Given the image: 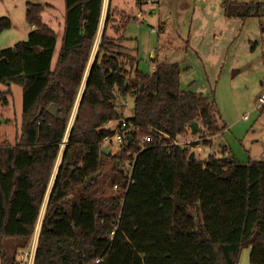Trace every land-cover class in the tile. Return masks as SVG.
Instances as JSON below:
<instances>
[{
  "label": "trees",
  "instance_id": "trees-1",
  "mask_svg": "<svg viewBox=\"0 0 264 264\" xmlns=\"http://www.w3.org/2000/svg\"><path fill=\"white\" fill-rule=\"evenodd\" d=\"M221 7L228 18H264L263 2L221 0ZM101 8L102 0H64L54 60L57 37L41 21L44 6L26 2L33 29L0 50V84L7 87L0 104L11 85L22 93L18 136L0 143V264H20L44 201L32 264H237L243 249L249 264H264V160L241 164L224 155V145L221 156L188 158L225 125L208 96L180 89L178 63L152 59L150 74L126 70L123 37L106 35L107 10L81 89ZM9 27L0 18V33ZM128 95L133 111L124 117L117 100ZM121 119L134 129L119 153L105 155L99 143L113 136L105 124ZM188 135L191 148L171 145ZM125 159L133 162L129 180L120 169ZM110 160L109 185L117 191L105 194L100 177Z\"/></svg>",
  "mask_w": 264,
  "mask_h": 264
},
{
  "label": "rangeland",
  "instance_id": "rangeland-1",
  "mask_svg": "<svg viewBox=\"0 0 264 264\" xmlns=\"http://www.w3.org/2000/svg\"><path fill=\"white\" fill-rule=\"evenodd\" d=\"M45 3L50 0H0V17L11 19V26L0 33V49L12 47L26 40L24 26L25 2ZM106 0L110 9L107 35L126 38L121 44L126 70H133L129 56L135 57L134 68L145 73L152 72L151 54L156 58L177 62L180 67L179 85L183 91L208 96L214 103L225 125L222 133L212 138L210 146L199 145L192 149L195 158L205 160L208 155L221 156V142L226 148L224 155L232 156L241 164L252 160H264V107L254 104L264 89V18H228L224 15L221 0ZM243 2L264 0H238ZM57 10L46 11L45 20L63 11V0H53ZM142 10V17H136ZM49 16V17H48ZM104 17L100 19V30ZM153 29V32H150ZM137 64V65H136ZM133 66V65H132ZM7 87L0 84V90ZM11 94L5 105L0 104V143L13 144L19 133L22 106L21 88L11 85ZM81 91V90H80ZM79 91V93H80ZM79 94L75 100L66 131L54 163L48 191L60 162L61 152L72 125ZM119 111L124 117L132 114L133 97L118 98ZM243 116H247L243 119ZM117 121L105 124L114 129ZM192 135L178 140H194ZM112 162L106 161L100 177L105 194H114L110 187L113 177ZM45 202L40 209L31 241L28 263L32 255L43 216ZM244 258V251L241 259Z\"/></svg>",
  "mask_w": 264,
  "mask_h": 264
},
{
  "label": "crops",
  "instance_id": "crops-1",
  "mask_svg": "<svg viewBox=\"0 0 264 264\" xmlns=\"http://www.w3.org/2000/svg\"><path fill=\"white\" fill-rule=\"evenodd\" d=\"M136 1V3L137 4H145V0H135ZM26 2H29V1H26ZM26 2H25V8H24V26H26V27H29V29H26V31H25V34H26V38H27V35H28V33L33 29V27H31V26H29L27 23H26V21H25V9H26ZM41 5H43L44 6V9H43V11H42V13H41V21L43 22V24H45V25H47L50 29H52L54 32H55V34H56V37H57V46H56V50H55V54H54V60H55V58H56V56H57V53H58V49H59V46H60V42H61V37H62V33H63V21H64V0H63V11L62 10H60V13L57 15V16H54V15H52L53 16V18L52 19H47V20H45L44 18H43V14L46 12V11H50V12H55L56 10H57V8H56V5L53 3V0H50V2H45V3H42ZM140 8L142 7V5L141 6H139ZM107 10H109V12L111 13L112 11H117V10H112L111 11V9H110V4H109V2H108V4H106V0H102V8H101V16H100V19H101V17L102 16H105L106 15V12H107ZM142 10H139L138 12H137V14H136V17H142V12H141ZM49 17V16H48ZM0 18H7V19H9L8 17H0ZM105 18V17H104ZM10 20V26H11V19H9ZM113 27V28H116L115 26H114V24H112V25H109V26H107V29L109 28V27ZM10 28V27H9ZM8 28V29H9ZM102 29H103V27H102ZM102 29L100 30V22H99V25H98V30H97V33H96V37H95V40H94V44H93V47H92V50H91V53H90V57H89V60H88V63H87V67H86V71H85V74H84V77H83V79H82V84H81V89H82V87H83V85H84V82H85V80H86V76H87V73H88V70H89V68H90V65H91V63H92V61H93V58H94V55H95V52H96V48H97V44H98V41H99V38H100V35H101V32H102ZM107 29H106V35H107ZM150 32H152L151 31V29H150ZM110 37H112V36H110ZM123 37V36H122ZM115 38V37H114ZM123 41H125L126 40V38L125 37H123ZM16 44V43H15ZM125 47V46H124ZM7 48V47H6ZM2 49H5V48H2ZM2 49H0V50H2ZM151 59H156V60H158V61H162V59H160V58H156V56H154V55H152L151 54ZM164 61H166V62H169V61H167V60H165L164 59ZM135 61H134V63L133 64H130L131 65V67H133V69H134V65H135ZM177 63V62H176ZM133 65V66H132ZM137 65V64H136ZM152 68H153V66H152ZM138 69V68H137ZM139 70V69H138ZM153 71V70H152ZM145 73V72H144ZM150 73H152V72H150ZM150 73H148V74H150ZM80 89V90H81ZM80 93H81V91H80ZM79 93V94H80ZM119 105H121V104H119ZM132 114H129L128 116H126V117H130ZM113 130V129H112ZM37 238H38V236H37ZM37 238H36V242H37ZM35 246H36V243H35ZM35 248V247H34ZM243 251H244V258H242L241 259V257H242V254H243ZM32 262H33V258H32V260H31V264H32ZM237 264H249V249H243L242 251H241V253H240V257H239V260H238V263Z\"/></svg>",
  "mask_w": 264,
  "mask_h": 264
},
{
  "label": "built area",
  "instance_id": "built-area-1",
  "mask_svg": "<svg viewBox=\"0 0 264 264\" xmlns=\"http://www.w3.org/2000/svg\"><path fill=\"white\" fill-rule=\"evenodd\" d=\"M151 31L153 32L154 30L151 29ZM263 105H264V89L262 90V92L258 96L256 103L254 104V108L257 109L259 107H262ZM246 118H247V116H243V119H246ZM133 129L134 128L132 126L126 124L124 119L117 121V124L113 129V136L111 138H108V137L103 138L99 143V147L100 148L106 147V149L108 150L110 155H115V154L119 153L122 149L123 142H125L126 138L130 137V132ZM189 143H190V140L180 142L178 139H173L171 141V145L185 147L187 149L191 148ZM198 149H199V146H198ZM132 163H133L132 161L125 159L120 165V169L122 170L123 175L126 176V178L128 180L130 179V176H131ZM114 188H116V186H114ZM30 244L26 250H24L20 255H18L17 258H18L20 264H27L28 263V258L30 255V252H29L30 251L29 250ZM34 251H35V248H34ZM33 255H34V252H33ZM33 255H32V258H33Z\"/></svg>",
  "mask_w": 264,
  "mask_h": 264
},
{
  "label": "water",
  "instance_id": "water-1",
  "mask_svg": "<svg viewBox=\"0 0 264 264\" xmlns=\"http://www.w3.org/2000/svg\"><path fill=\"white\" fill-rule=\"evenodd\" d=\"M77 104H78V102H77ZM47 111H48L51 115H55V113H56V106L53 105V104H51V105L48 107ZM188 128L190 129V133H191L192 135H194V134L196 133L197 129H198V124H197V122H195V121H194V122H191V123L188 125ZM69 131H70V129H69ZM69 131H68V134H69ZM67 136H68V135H67ZM221 146H223V142H221ZM63 150H64V148H63ZM63 150H62V152H61V155H62V153H63ZM101 152L104 153L105 155H108V154H109V152H108V150L106 149V147L101 148ZM60 158H61V156H60ZM188 158H189V159H194V152H193V151H191V152L189 153ZM57 168H58V166H57ZM53 179H54V177H53ZM52 182H53V180H52ZM50 188H51V187H50ZM49 192H50V189H49V191H48L47 197L49 196Z\"/></svg>",
  "mask_w": 264,
  "mask_h": 264
}]
</instances>
